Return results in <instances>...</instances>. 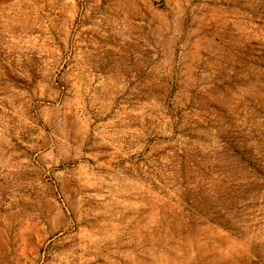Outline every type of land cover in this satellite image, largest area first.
Here are the masks:
<instances>
[{
	"label": "rangeland",
	"instance_id": "374dc122",
	"mask_svg": "<svg viewBox=\"0 0 264 264\" xmlns=\"http://www.w3.org/2000/svg\"><path fill=\"white\" fill-rule=\"evenodd\" d=\"M0 264H264V0H0Z\"/></svg>",
	"mask_w": 264,
	"mask_h": 264
}]
</instances>
